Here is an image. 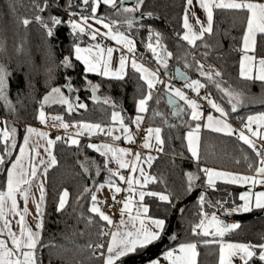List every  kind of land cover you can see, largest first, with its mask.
Segmentation results:
<instances>
[{
    "label": "trees",
    "instance_id": "1",
    "mask_svg": "<svg viewBox=\"0 0 264 264\" xmlns=\"http://www.w3.org/2000/svg\"><path fill=\"white\" fill-rule=\"evenodd\" d=\"M117 1L119 4L120 0ZM38 2L43 4L44 0ZM48 3L50 7L39 13L40 15L45 19L50 14L58 15L67 21L64 12L78 11L81 1L48 0ZM184 4L185 0H144L141 11L151 12L152 16L140 18V12H137L135 16L139 18L138 22L131 29L123 23L113 27L133 38L137 58L153 69L158 66L151 51L146 48L149 41L148 26L150 25L154 32L161 33L163 46L172 53L168 69L178 66L190 79H200L206 85L203 88L204 93L210 94L215 102L225 107L229 114L228 119L232 122L240 123L248 115L264 112V82L248 81L238 76L241 37L246 15L231 10H216L212 33L205 34L201 40L196 41L195 46H189L180 39L183 31ZM68 5H71L70 9ZM36 14L33 0H0V65H4L9 72L5 94L15 108V113L6 110L4 101L0 100V117L7 119L8 125L17 129V147L12 149L13 155L7 157L8 160H14L27 124L36 123L39 100L49 90L50 85H64L66 75L71 78V83L77 89L79 102L85 103L86 108L79 114H69L64 105L52 104L45 105L44 111L62 114L63 118L68 120L99 123L104 127L110 123L111 112L120 111L124 123L131 126V118L136 113L135 101L145 94L144 84L131 67L122 80L105 79L99 75L84 73L82 64L73 56V67L65 70L60 65V60L72 51L75 37L70 34L66 23L58 25L53 29V36L47 37L45 30L34 19ZM97 16H103L106 20L124 19L122 13H117L115 9L107 6H100ZM24 17L31 19L28 26L21 23ZM85 38L86 36H80L79 43L84 42ZM155 39L153 35V43ZM255 54L264 56V35L257 37ZM194 60H200L205 65V70L211 65L221 71L222 77L217 79L222 87H230L241 93L242 103L235 112L231 111L228 98L217 90L214 84L199 76ZM185 61L191 67L186 68ZM163 70L159 68V72L165 75ZM85 77L87 81L99 85L95 100L92 99L91 88L86 86ZM166 95L161 86L146 115L147 126L159 127L163 140L162 151L155 156L149 168V174L155 176L156 180L147 185V190L170 193L172 203L161 202L156 197L146 196L144 199L150 216L166 218V228L161 240L145 250L124 257V264H139L179 243L201 240V236L192 234L191 228L200 219L199 195L202 191L205 194L204 210L209 214L217 212V215H222L217 208L209 207L208 201L215 204L217 200H226L229 207L233 202L238 204L239 188L224 184H216L212 188L205 185L204 173L198 171L197 162L191 159L184 141L185 133L190 130L189 126H194L196 122L189 120L190 110H187L186 106L181 116H173V107L168 103ZM106 99L108 103H105ZM157 112L161 115H156ZM62 137L63 139L56 141L52 147L57 163L46 173L43 227L41 241L36 250L37 261L38 264H101L88 245H94L99 240L98 230L104 222L87 211L90 196H85L79 202L76 197L85 186L99 184L105 181L109 174L103 165L104 158L87 147L90 143L88 139H79L77 146L67 144V138ZM200 137V166L251 173L259 164L255 153L234 136L201 129ZM3 147L0 143V154ZM82 164L88 168L87 172L81 167ZM249 164L252 168H249ZM186 172H195L199 177L190 193L185 191ZM5 181L6 171L0 166V190H4ZM64 189L69 191V199L65 208L57 212L58 193ZM88 216H93L92 224L87 223ZM238 225L237 229L226 236V240L264 243V210L253 211L244 216L238 221ZM173 235L175 240L171 239ZM256 252L258 253L259 249H256ZM198 259L200 263L205 260L200 250ZM204 263L209 264L211 261L205 260ZM251 264L261 262L258 258H253Z\"/></svg>",
    "mask_w": 264,
    "mask_h": 264
},
{
    "label": "snow or ice",
    "instance_id": "2",
    "mask_svg": "<svg viewBox=\"0 0 264 264\" xmlns=\"http://www.w3.org/2000/svg\"><path fill=\"white\" fill-rule=\"evenodd\" d=\"M103 3L105 6L115 9L117 13H122L124 16L121 20H106L103 16H97L98 5ZM144 0H135L131 6H124L123 0L119 4L117 0H81L79 7L87 9L90 6L91 16L81 13L68 11V19L64 21L58 15L50 14L45 19L39 13L44 12L50 7L48 0H44L43 4L38 0H33V7L37 14L34 19L45 30L47 37L53 36V29L58 25L66 23L70 28V34L75 37L72 45V51L65 55L60 60V65L65 69L73 67L72 57L83 64L84 73H96L103 77H111L122 80L126 74L125 69L129 62V55L132 54L131 68L139 73V78L146 85L147 91L141 98L135 101L136 116L131 118V123L135 124L137 128L140 122L144 119L141 115L147 111L148 101L152 97V91L157 84H163L165 92L168 94V103L173 107L172 115L179 117L187 109L190 110L189 120L195 121L194 126H189L190 130L184 135L187 141V150L191 153V159L197 162V169L207 177L206 184L215 187V181L221 180L229 184L249 185L248 189L239 193V200L241 203L233 202L232 206H227L226 200H217L215 204L208 201L209 207L217 208L223 215L230 216L233 213L250 212L253 209L264 210V190L253 191L256 185L264 186V151L257 148V141H264V112L248 115L246 121L242 120L241 127L235 129L232 124L228 122L229 114L225 107L220 103L214 102L210 94L206 93L200 99L205 100L207 104L218 113L214 116L208 113L206 121L203 119V112L201 105L196 99L189 98V95L170 83H165L159 78V68L165 70L164 74L170 79L179 78L184 81L183 88L190 90L192 93L199 94L201 88L206 85L200 79H190L185 73L176 69L175 73L168 71L169 60L172 53L167 50L162 44V35L159 32H154L152 27L148 26L149 41L146 48L152 53V58L155 59L157 68L149 69L142 63H139L135 58L136 44L133 38L126 35L113 26L123 23L127 28L131 29L137 24L138 19L135 13L140 12V18L152 16L151 12L141 11ZM198 5L206 15L207 23H203L195 11L190 9ZM71 8V5H68ZM214 9L233 10L238 13L246 15V27L243 29L242 35V55L239 60V76L248 81L264 82V56L257 58L255 55V48L257 44V34H264V2H256V0H185L184 15H183V33L180 39L187 42L189 46H195L196 41L201 40L205 34H211L213 30V16ZM190 15L195 18L196 25H199V30H194V26L190 23ZM74 16H79V20L73 19ZM91 19L94 24H99L104 29L101 31L95 28L87 21ZM31 19L24 17L21 23L28 26ZM143 27V25H141ZM88 35L90 40L95 41L97 36H102L115 41L117 45H122L121 55L119 57V66L113 70L110 67L113 52L117 49L112 47L103 48L101 44L96 43L87 47H82L79 43V37ZM155 36V43L152 42V37ZM207 47V45H205ZM106 51V55H105ZM251 53V54H250ZM207 55V53H205ZM196 71L200 77H203L209 83L215 85L228 98V103L231 105V111L235 112L237 107L242 103L241 93L229 88L222 87L220 80L222 77L221 71L209 65L208 70H205V65L200 60H194ZM186 68L191 67L185 61ZM9 72L4 65H0V100L4 101L6 110L15 113V108L12 107V102L5 94L8 87L7 77ZM51 77L49 78V81ZM86 86L91 88L92 99H96V92L99 88L98 84H93L87 81L85 77ZM66 83L62 86H51L49 90L39 100V110L36 119L42 124H47L49 119L58 123H53V127L63 128L67 133L69 123L65 122L63 117L55 115L49 117L44 111L45 105L60 104L67 108L69 114L74 108L84 109L85 103L79 102V97H76L74 103L69 97L65 96L62 87L67 88L69 92L76 91L71 78L65 76ZM182 101L183 105L177 103ZM109 101L106 99L105 103ZM186 106V109H185ZM115 107V105H113ZM156 115H161L159 112ZM114 124L119 125L117 129L114 125L108 126L107 136L113 141L121 138L116 135L117 131H121L124 141L134 142V137L130 132V128L123 121L121 113L113 111L111 116ZM166 122V121H165ZM255 125V127H253ZM71 126L76 129L75 135L78 137L85 131L89 136L96 132H104V127L99 123H90L84 121H73ZM201 129H209L215 133H223L226 136H235L243 145H247L249 149L255 153L259 160L258 166L254 171L256 175H242L229 171L216 170L211 167H203L199 165L198 146L200 143ZM161 129L159 127H149L146 130V135L143 137L142 147L149 149L155 147L157 152L162 151L163 140L161 139ZM153 134H155V145L149 143ZM17 129L8 125L7 119L4 120V127L0 129V143L4 145L3 152L0 154V166L4 167L6 171V183L4 190H0V264H38L36 257V250L41 241V230L43 227V215L45 206V185L43 181L37 180L38 168L43 166V172L46 174L47 170L57 163L56 157L53 155L52 147L56 141L63 139L61 136H56L55 139L48 137L46 131H39L32 126H26L23 134V143L18 145L19 153L15 155L14 160H8L7 157L12 156V149L17 147L16 142ZM39 137L46 141L45 153L47 159L40 157L37 153V146L29 147L32 137ZM69 145H79V140L69 136L65 141ZM88 148L97 151L104 159L103 165L108 172V177L101 184H94L93 186H85L83 191L76 197L79 202L85 196H90V204L87 207L89 213L98 216L99 221L105 222L100 225L98 230L99 240L88 247L93 250V254L97 257L101 264H124L122 258L127 257L131 253H136L140 250L147 249L148 246L153 245L162 238V234L166 228V218L147 216L149 209L143 203L139 204L136 209V214L133 215V199L132 196H138L140 201H144L145 196L156 197L159 201L165 203H172L171 194L156 191H145L146 186L150 182H155L156 177L145 172L143 167H139V175L134 176L138 170V164L142 162L140 152L133 154L130 149L117 147L112 143H88ZM264 148V145H262ZM247 159V157H245ZM154 156L148 155L143 163H147L149 167ZM27 160V163L25 161ZM95 164V162H93ZM114 163L116 168H109L108 165ZM85 172L88 168L81 165ZM249 168L252 165L249 164ZM120 169H130L127 176L121 174ZM97 172L99 174V166L97 165ZM187 187L186 192L190 193L193 187L196 186V181L199 179L195 172H186ZM142 177V180L140 179ZM126 183L127 188H122L118 185ZM162 182V181H161ZM36 183L39 191V199L31 193L32 184ZM139 186V188L134 187ZM105 186L108 187L112 193V200L116 203H122L120 207V220L116 223L103 210L101 205L104 201L98 198L97 193ZM131 193L132 196L126 195L122 201L116 200V194L121 192ZM69 191L64 189L58 193L59 200L56 204V211L60 212L65 208L69 199ZM18 197L23 200L24 207H18ZM35 208V228L33 229L26 222V217L30 214L27 207L29 199ZM199 222L192 225L191 231L194 236H213L223 238L226 233H230L237 229V223H224L217 215V212H212L210 215L204 210L205 194L202 191L199 195ZM111 207V205H108ZM183 213V209L180 210ZM127 213V220L124 215ZM141 213L145 214L144 216ZM9 216L18 217L15 221L18 225V232L11 227L12 221ZM147 221V223H146ZM94 222L93 216L87 217V223ZM138 222V223H137ZM115 224L113 229L111 226ZM130 225V227H129ZM107 229V230H106ZM210 229L212 231H210ZM172 240L176 237L173 235ZM264 239V238H262ZM204 244L217 243L219 244V264H233V258H238L242 264H251L253 258H258L261 264H264V243H240V242H225L220 240H203ZM10 245V246H9ZM43 246V245H40ZM51 246V245H50ZM259 249V252H256ZM164 259L168 264H198L197 262V243L195 241L179 243L175 248H169L163 253ZM151 264H159L157 260H152Z\"/></svg>",
    "mask_w": 264,
    "mask_h": 264
},
{
    "label": "crops",
    "instance_id": "3",
    "mask_svg": "<svg viewBox=\"0 0 264 264\" xmlns=\"http://www.w3.org/2000/svg\"><path fill=\"white\" fill-rule=\"evenodd\" d=\"M256 2H264V0H256ZM117 3H118V1H117ZM194 3H195V0H194ZM100 6H105L102 2L98 5V9H99V7ZM126 6H131V4H129V5H126ZM216 10H227V9H214V12L216 11ZM78 11H82L85 15H89V16H91V9H90V6H89V8L88 9H82L81 7H79V9H78ZM191 11H195V13H196V16H198L199 18H200V20L203 22V23H207V18H206V15H205V13L203 12V10L202 9H200L199 8V6L198 5H196L195 6V8H193V9H190V12ZM231 11H233V10H231ZM183 15H184V11H183ZM189 19H190V23H192L193 24V26H194V30H196V31H198L199 30V25H196V23H195V18L194 17H192L191 15H190V17H189ZM87 23L88 24H92L95 28H98V29H100L101 31H104V29L101 27V25H99V24H94V21L93 20H91V19H89L88 21H87ZM182 25H183V16H182ZM245 27H246V23H245ZM183 31H184V29H183ZM183 31H182V33H183ZM207 34V33H206ZM243 35V34H242ZM259 35H264V34H257V37L259 36ZM84 36H86V38L84 39V42H82V43H80V45L82 46V47H87V46H89V45H94L95 43L92 41V40H90V38H89V36L88 35H83V36H81V37H83L84 38ZM109 39V38H108ZM111 40V39H110ZM112 41V40H111ZM112 42H114L115 43V41H112ZM242 43H243V41H242V37H241V45H240V50H241V52H240V55H239V60H240V56L242 55ZM116 44V43H115ZM117 45V44H116ZM120 48H122V45H118ZM106 50V49H105ZM251 54V53H250ZM105 55H106V51H105ZM129 55V62H128V64H127V66H126V69H125V72L127 73V70H128V68L129 67H131V58H132V54H128ZM135 55H136V52H135ZM256 55V54H255ZM257 56V55H256ZM119 55L117 54V52L116 51H114L113 52V56H112V60H111V63H110V67L113 69V70H115L118 66H119ZM260 56H257V58H259ZM135 58L137 59V61L139 62V63H142L145 67H147V68H149V69H153V68H151V67H149L148 65H146L145 63H143L142 61H140L136 56H135ZM239 60H238V76H239ZM79 63H81L80 61H78ZM82 64V63H81ZM82 66H83V64H82ZM84 67V66H83ZM154 70V69H153ZM89 74H94V75H98V74H96V73H89ZM138 74V77H139V73H137ZM126 75V74H125ZM99 76H101V77H103L102 75H99ZM161 76H162V74L159 72V78H160V80H161ZM125 77V76H124ZM240 77V76H239ZM103 78H105V79H115V78H111V77H103ZM140 79V78H139ZM169 79V78H168ZM242 79V78H241ZM245 80V79H244ZM162 81V80H161ZM253 81H255V80H253ZM141 82L144 84V82L141 80ZM257 82H260V81H257ZM144 86H145V93H146V91H147V88H146V85L144 84ZM161 86V84H157L156 85V87L153 89V91H152V97H151V99L148 101V106H147V111H148V108H149V106H150V103L152 102V100H153V97H155V95H156V93H157V91H158V89H159V87ZM162 86H163V84H162ZM183 86V85H182ZM177 88H181V87H177ZM203 90V88H201L200 89V91H199V94H196V96H197V98L200 100V101H202V102H204L205 104H206V106L211 110V113L214 115V116H218L219 114L218 113H215L214 112V110L207 104V102L205 101V100H202V99H200V97H203V96H205V93L203 92V93H201V91ZM204 91V90H203ZM215 102V101H214ZM178 103L180 104V103H183L182 101H178ZM66 107V106H65ZM66 110H67V108H66ZM77 110V112L76 113H71V114H79V113H81V110L82 109H76ZM147 111L146 112H144V113H142L141 115L144 117V119L140 122V126H139V128H137L136 127V125L135 124H131V126L130 125H128L129 126V128H130V132L132 133V135H133V137H135L137 134H138V132H139V130H140V127L142 126V124H145V125H147L146 124V115H147ZM113 112V111H112ZM112 112H111V114H110V123L107 125V126H104V132H96V133H94L93 135H91V136H89L88 135V133L85 131L82 135H80V136H76L75 135V133H76V129L75 128H73L72 126H71V124H72V122L73 121H78V120H68V119H65V118H63L64 119V121L65 122H67V123H69V129H68V131H67V133L65 132V130L63 129V128H59V127H53L52 125H53V123H58V122H56V121H53V120H51V119H49L48 121H47V124H42V123H40V121L39 120H36V123H34V124H30V126H32V127H34V128H36L37 130H39V131H46L47 133H48V137L49 138H51V132L52 131H56V132H58L59 133V136H65L67 139L69 138V136H71V137H73V138H77L78 140L79 139H81V138H86V139H88L89 141H90V143H95V144H101V143H112V144H114L115 146H117V147H121V148H126V149H128L127 147H125V145L124 144H126V142L124 141V139H123V136L121 135V131H117L116 132V135H120L121 136V138L119 139V140H117V141H113V140H111V138L110 137H108L107 136V130H108V126H111V125H114L117 129H119V125L118 124H114V122L112 121V119H111V116H112ZM118 112H120V111H118ZM202 112H203V119L206 121V119H207V113H206V111H203L202 110ZM49 117H51V116H55V115H60V116H62L63 117V115L62 114H54V113H46ZM122 116V115H121ZM136 116V113L134 114V116L133 117H135ZM245 121H246V119H245ZM228 122L230 123V124H232V126L235 128V129H239L240 127H241V122L239 123V122H232L231 120H229L228 119ZM91 123V122H90ZM126 124V123H125ZM127 125V124H126ZM27 126H29V125H27ZM4 127V120L0 117V129H2ZM148 128H149V126H147ZM253 127H255V125H253ZM153 128V127H152ZM205 130H208V131H211V130H209V129H205ZM188 132V131H187ZM186 132V133H187ZM185 133V134H186ZM218 134H222V135H224L223 133H218ZM145 135H146V133H145ZM94 137H97L98 139H94ZM235 137V136H234ZM52 139V138H51ZM184 141H185V146H186V149H187V141L184 139ZM21 143H23V139H22V142ZM149 143L151 144V145H155V134H153V136H152V138L150 139V141H149ZM33 145H36L37 146V148H36V150H37V153L39 154V156L40 157H43V158H45V159H47V157H46V153H45V145H46V141L45 140H43V139H40L39 137H32V140H31V143H30V145H29V147L31 148ZM262 145H264V141H257V144H256V146H257V148H261V150L262 151H264V148H262ZM92 150H94V149H92ZM95 151V150H94ZM188 151V150H187ZM199 151H200V143H199V146H198V154H199ZM95 152H97V151H95ZM132 152V151H131ZM136 152H140L141 153V156H142V162L140 163V164H138V170H137V172L136 173H133V175L134 176H138L139 175V167H143L144 168V171L145 172H147V173H149V165L147 164V163H143V161L144 160H146V157L148 156V155H152V156H156L159 152H157L156 150H155V147H150L149 149H145V148H143L142 147V144L140 145V147H139V150L138 151H136ZM136 152H132L133 154H135ZM19 153V148H18V151H17V154ZM98 153V152H97ZM189 153V152H188ZM99 154V153H98ZM189 155H190V157H191V153H189ZM15 159V158H14ZM25 163H27V160L25 161ZM108 167L109 168H116L117 167V165L116 164H114V163H110L109 165H108ZM211 168H214V167H211ZM50 169V168H49ZM214 169H216V170H223V171H229V172H232V173H236V174H242V175H256L255 174V171L254 172H251V173H248V172H241V171H235V170H228V169H222V168H214ZM38 172L40 173L39 175H38V177H37V180H40V181H43L44 182V185H45V181H46V174L43 172V166H40L39 168H38ZM120 172H121V174H123V175H125V176H127L128 175V173L130 172V169H120ZM141 180H142V177L140 178ZM206 179H207V177L205 176V174H204V183H205V185L206 186H208V187H210V188H212V186H209V185H207L206 184ZM104 182V181H103ZM103 182H101V183H103ZM5 183H6V181H5ZM101 183H99V184H101ZM117 183H118V185L120 186V187H122V188H127V184L126 183H123V184H120L119 183V181L117 180ZM216 184H224V185H230V186H233V187H237V188H239V193L240 192H242V191H245V190H247L248 189V187H249V185H239V184H229V183H227V182H225V181H221V180H216L215 181V185ZM134 187H136V188H139V186H136V185H134ZM142 190H145V191H148L147 190V186H146V188L145 189H142ZM261 190H264V186H262V185H256V186H254L253 187V191H261ZM31 193H32V195L33 196H35L36 197V199H39V191H38V188H37V185H36V183H33L32 184V187H31ZM123 193H125L126 195H129V196H132V194L131 193H126V192H121V193H118V194H116V200L117 201H122L123 200V196H122V194ZM97 195H98V198L101 200V201H104L105 203L104 204H102L101 205V207H102V210L107 214V215H109L116 223H118L119 222V220H120V212H119V209H120V207H122V203H116V202H114L113 200H112V198H111V196H112V193L110 192V190L108 189V187L107 186H105L104 188H102L101 190H100V192L99 193H97ZM147 196V195H146ZM145 196V197H146ZM132 199H133V212H132V214L133 215H135L136 214V209H137V207L139 206V204H141V203H143L145 206H147L146 204H145V202L144 201H140L139 200V198H138V196H132ZM239 203H241V201L239 200V195H238V204ZM108 205H111V207H108ZM18 207H20V208H23L24 207V202H23V200L22 199H20L19 197H18ZM27 207H28V209H29V215L26 217V222L28 223V225L30 226V227H32L33 229L35 228V223H34V221H35V208H34V206H33V204H32V201H31V198L29 199V202H28V205H27ZM148 207V206H147ZM253 211H259V209H253L252 211H250V212H244V213H233L232 215H230V216H225V215H218V218L223 222V221H225V223H237L238 224V221L241 219V218H243L244 216H246V215H248V214H250L251 212H253ZM141 215L142 216H144L145 214H143V213H141ZM147 216H150L149 215V211H148V213L146 214ZM210 215V214H209ZM9 218V220H11L12 221V224H11V227L14 229V230H16L17 232H18V225L15 223V221L16 220H18L19 218L18 217H12V216H9L8 217ZM124 219L125 220H127V213H125V215H124ZM105 223V222H104ZM138 223V222H137ZM146 223H147V221H146ZM113 229L115 228V224L113 225V226H111ZM129 227H130V225H129ZM210 231H212L211 229H210ZM229 233H226L225 234V236L223 237V238H221V237H213V236H201L202 238H201V240H199V241H195L196 243H197V251H198V256H197V262H198V264H207V263H204L205 262V260H207V262L208 261H211V263H209V264H219V244H217V243H211V244H204L202 241L203 240H213V239H216V240H220V239H223L225 242H235V241H229V240H226V236L228 235ZM10 246V245H9ZM151 246V245H150ZM176 247V246H175ZM175 247H173V248H175ZM201 251V255L205 258V260L203 261V263L201 262H199V259H198V257H199V250ZM164 253V252H163ZM163 253L162 254H160V255H158V256H156V257H154V258H152V259H150V260H148V261H145V262H141V263H139V264H151V261L152 260H157L158 262H159V264H168V262L164 259V256H163ZM123 259V258H122ZM233 264H242V262L238 259V258H236V257H234L233 258Z\"/></svg>",
    "mask_w": 264,
    "mask_h": 264
},
{
    "label": "built area",
    "instance_id": "4",
    "mask_svg": "<svg viewBox=\"0 0 264 264\" xmlns=\"http://www.w3.org/2000/svg\"><path fill=\"white\" fill-rule=\"evenodd\" d=\"M75 13H81V11H75ZM64 14L66 15V18L68 19V11H65ZM73 19H77L79 20V16H74ZM95 44L99 43L101 44V46L105 49H107V47H112L114 49H117L116 52L117 54L120 56L121 55V51L123 50L122 48H120L118 45H116L114 42H112L111 40L107 39L106 37H102V36H97L96 40L93 41ZM136 56V55H135ZM137 57V56H136ZM161 80L165 83H170L175 87H181L182 90H184L188 95L189 98L192 99H196L197 102L201 105V109L203 111H206V113H211V110L206 106V104L202 101H200L195 93H192L190 90L188 89H184L182 85L175 83L174 80L168 79L165 75L161 76ZM162 86V84H161ZM160 86V87H161ZM159 87V88H160ZM159 90V89H158ZM204 91L202 90L201 93H203ZM148 129L147 125L142 124V126L140 127V130L138 132V134L134 137V142H127L125 145V147H127L128 149H130L132 152H136L139 150L140 145L143 143V137L145 136L146 130ZM59 133L56 131H52L51 132V138L55 139L56 136H58ZM123 197L126 196L125 193L122 194ZM107 230V229H106Z\"/></svg>",
    "mask_w": 264,
    "mask_h": 264
},
{
    "label": "water",
    "instance_id": "5",
    "mask_svg": "<svg viewBox=\"0 0 264 264\" xmlns=\"http://www.w3.org/2000/svg\"><path fill=\"white\" fill-rule=\"evenodd\" d=\"M133 1H135V0H123V4H124V6H126V5H129V4H131ZM176 69H179L181 72H183L182 71V69L180 68V67H178V66H175V67H173L172 69H168V71L170 72V73H175V71H176ZM164 72H165V70H163ZM183 73H185V72H183ZM186 74V73H185ZM187 75V74H186ZM188 76V75H187ZM189 77V76H188ZM174 81H175V83H182V82H184L183 80H181V79H179V78H176V79H174ZM93 95V94H92ZM166 97H167V101H168V94L166 95ZM177 103H178V101H177ZM224 223H225V221H223Z\"/></svg>",
    "mask_w": 264,
    "mask_h": 264
},
{
    "label": "rangeland",
    "instance_id": "6",
    "mask_svg": "<svg viewBox=\"0 0 264 264\" xmlns=\"http://www.w3.org/2000/svg\"><path fill=\"white\" fill-rule=\"evenodd\" d=\"M81 1V0H80ZM135 3V1H133L132 3H131V5L132 4H134ZM84 14V13H83ZM108 39V38H107ZM110 40V39H109ZM184 84V83H183ZM182 84V85H183ZM75 88V87H74ZM76 89V88H75ZM62 91H63V93L65 94V96H67V97H69L71 100H73V102L75 103L76 102V92H77V89H76V91H72V92H69V91H67L66 89H63L62 88ZM66 108V107H65ZM76 109H79V108H74V110L71 112V113H76L77 112V110ZM83 110V109H82ZM81 110V111H82ZM37 115H38V113H37ZM33 124V123H32ZM27 125H30V123L29 124H27ZM232 215V214H231Z\"/></svg>",
    "mask_w": 264,
    "mask_h": 264
}]
</instances>
